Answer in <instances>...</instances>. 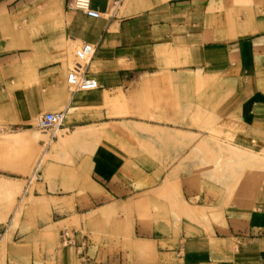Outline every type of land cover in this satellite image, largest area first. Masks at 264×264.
Here are the masks:
<instances>
[{
  "label": "crops",
  "instance_id": "1",
  "mask_svg": "<svg viewBox=\"0 0 264 264\" xmlns=\"http://www.w3.org/2000/svg\"><path fill=\"white\" fill-rule=\"evenodd\" d=\"M92 6L100 16L67 0H0V123L29 138L40 112L63 109L70 116L61 127L78 133L65 143L100 140L97 152H87L96 154L84 171L88 190L64 191L81 187L80 179L38 180L33 197L49 201L53 212L9 214L0 264H264V180L254 195L197 203L207 207L205 227L186 222L183 233L170 234L134 229L128 220L155 217L132 210L137 188L153 183L122 147V132L110 129L140 123L184 137L181 123L139 119L147 117L133 110L160 99L179 107L163 118H185L187 92L219 100L239 91L243 101L223 106L207 134L264 148V98L247 103L249 80L241 77L264 73V0H92ZM84 41L96 45L86 75L100 85L70 93L66 73L70 64L85 66L73 59ZM67 223L75 244L61 243Z\"/></svg>",
  "mask_w": 264,
  "mask_h": 264
},
{
  "label": "rangeland",
  "instance_id": "2",
  "mask_svg": "<svg viewBox=\"0 0 264 264\" xmlns=\"http://www.w3.org/2000/svg\"><path fill=\"white\" fill-rule=\"evenodd\" d=\"M75 47L73 59H76ZM70 68L76 67L70 64ZM260 70L264 72V67ZM67 73L66 87L71 93ZM241 77L243 82L249 80L250 90L245 96L247 103H252L257 97L264 98V73ZM240 94L239 91L226 92L222 99L215 100L211 97L195 99L187 92L185 118H163L160 115L168 110L178 113L179 107L173 101L150 100L146 101L148 106L144 111L137 108L133 110L137 116L147 117L139 119L160 124L181 123L186 129L182 131L184 137L180 135L179 138L178 133H173L170 128L156 125L149 128L134 123L123 125L120 129L110 127L112 131L117 129L122 132V147L129 151L137 168L153 183L144 189L138 186L135 197L139 201L135 202L132 210L149 211L155 217L132 218L128 220L132 228L140 230L147 225L154 227L156 233L166 231L170 234L175 230L183 233L186 222L206 226L203 216L207 207H199L197 203L254 195L258 183L264 180V148L253 150L207 134L209 126L218 119L215 117L225 105L243 101ZM195 109L198 117L194 120ZM237 110L242 112V108ZM38 115L30 125L32 130L29 138L7 132L11 125L0 123V232L14 211L19 214L25 210L28 218L53 212L49 201L43 202L40 197H33L38 180L48 181L51 177L80 179L83 183L81 187H69L64 191L81 192L90 188L84 171L89 167L91 157H96V154L87 152H97L100 140L65 143L69 136L78 133L69 135L66 128L61 127L50 143V130L37 126ZM69 116L66 115L65 122ZM195 127L201 130L193 132ZM57 137L59 140L55 141ZM45 149L47 153L44 156ZM32 197L38 200L37 204ZM196 208L202 209L196 211ZM126 210L122 208L121 211L126 213ZM99 227L102 225H94V229ZM64 228L72 229V226L67 223Z\"/></svg>",
  "mask_w": 264,
  "mask_h": 264
},
{
  "label": "built area",
  "instance_id": "3",
  "mask_svg": "<svg viewBox=\"0 0 264 264\" xmlns=\"http://www.w3.org/2000/svg\"><path fill=\"white\" fill-rule=\"evenodd\" d=\"M67 6L81 10L90 16L98 17L101 12L92 6V0H67ZM96 52V45L84 41L76 45L75 55L80 61L85 62L84 67L70 68L67 73V82L72 90H88L99 87L95 77L86 75V65L91 61ZM65 110H47L38 115L37 126L50 130L49 142L57 136V130L64 124ZM47 142V143H49ZM61 243L64 245L75 244L73 231L64 228L61 232Z\"/></svg>",
  "mask_w": 264,
  "mask_h": 264
},
{
  "label": "bare ground",
  "instance_id": "4",
  "mask_svg": "<svg viewBox=\"0 0 264 264\" xmlns=\"http://www.w3.org/2000/svg\"><path fill=\"white\" fill-rule=\"evenodd\" d=\"M65 120H66V114H65V118H64V123H65ZM60 129H61V127L58 128L57 133H58V131H59ZM46 151H47V150L45 149V150H44V153H43L44 156H45V154L47 153Z\"/></svg>",
  "mask_w": 264,
  "mask_h": 264
}]
</instances>
